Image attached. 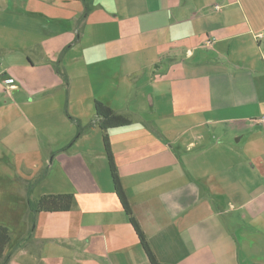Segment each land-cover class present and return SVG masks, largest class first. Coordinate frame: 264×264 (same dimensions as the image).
Instances as JSON below:
<instances>
[{
	"label": "crops",
	"instance_id": "crops-1",
	"mask_svg": "<svg viewBox=\"0 0 264 264\" xmlns=\"http://www.w3.org/2000/svg\"><path fill=\"white\" fill-rule=\"evenodd\" d=\"M95 101L161 263L264 264V0H0L5 264H149Z\"/></svg>",
	"mask_w": 264,
	"mask_h": 264
},
{
	"label": "trees",
	"instance_id": "trees-1",
	"mask_svg": "<svg viewBox=\"0 0 264 264\" xmlns=\"http://www.w3.org/2000/svg\"><path fill=\"white\" fill-rule=\"evenodd\" d=\"M94 112L97 119L96 125L101 131L102 142L105 151V155L108 162L109 172L111 175L113 190L117 196L122 209L128 216L130 225L132 226L140 246L142 247L149 264H166L161 263L153 251L151 250L148 240L141 230L125 195V192L121 186L116 167L113 161L112 153L109 146L107 132L111 128L125 126L130 123V120L124 115L114 112L107 105L95 101ZM74 204V197L72 194H57V195H44L38 200L29 203V209L34 213L39 212H64L69 211ZM11 238L9 230L0 225V264H5L7 261V254L5 249Z\"/></svg>",
	"mask_w": 264,
	"mask_h": 264
},
{
	"label": "built area",
	"instance_id": "built-area-1",
	"mask_svg": "<svg viewBox=\"0 0 264 264\" xmlns=\"http://www.w3.org/2000/svg\"><path fill=\"white\" fill-rule=\"evenodd\" d=\"M216 9H219V7H215ZM260 121H261V123H263L264 124V116H262L261 118H260Z\"/></svg>",
	"mask_w": 264,
	"mask_h": 264
}]
</instances>
